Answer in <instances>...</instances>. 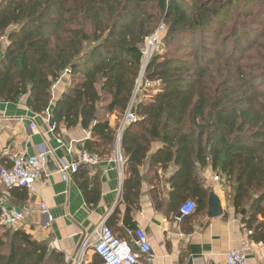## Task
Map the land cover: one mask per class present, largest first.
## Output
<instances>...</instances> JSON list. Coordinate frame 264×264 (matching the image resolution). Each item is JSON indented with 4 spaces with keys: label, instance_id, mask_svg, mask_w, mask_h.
Returning a JSON list of instances; mask_svg holds the SVG:
<instances>
[{
    "label": "trees",
    "instance_id": "1",
    "mask_svg": "<svg viewBox=\"0 0 264 264\" xmlns=\"http://www.w3.org/2000/svg\"><path fill=\"white\" fill-rule=\"evenodd\" d=\"M162 23L164 53L146 73L162 90L136 105L138 119L121 138L124 200L136 205L149 155L151 169L176 166L169 209L190 196L195 211H207L199 173L211 166L231 187L236 213L245 211L251 237L264 241V54L251 56L264 46V0H0V100L50 110L55 132L89 130L85 149L109 156L145 39ZM64 72L70 86L55 98ZM101 263L94 252L90 264ZM0 264L70 263L24 229L0 225Z\"/></svg>",
    "mask_w": 264,
    "mask_h": 264
},
{
    "label": "crops",
    "instance_id": "2",
    "mask_svg": "<svg viewBox=\"0 0 264 264\" xmlns=\"http://www.w3.org/2000/svg\"><path fill=\"white\" fill-rule=\"evenodd\" d=\"M64 79L65 84L60 87ZM69 80L68 72H64L56 83L58 89L54 86L55 98L67 89ZM115 121V115L110 117L112 126ZM32 124L37 128L32 129ZM52 124L50 110L35 114L27 107L25 98L19 103L0 100V159L4 158L5 163L14 153L33 155L41 147L49 151L46 173L36 182L34 191L26 189L27 195H23L22 190L13 188L12 204L16 208H29L25 220L16 228L24 229L37 241L46 242L49 249L62 252L70 264H75L82 243L104 220L124 240L130 241L129 232L137 227L148 234L152 252L150 256L141 254L138 264H225L227 252L242 247L244 242L250 243L246 252L248 264H264V241L251 237V231L242 222L244 210L236 213L231 199L226 197L228 184L218 174L207 171V167L199 173L209 193L215 192L220 198L222 214L211 218L207 209L180 219V206L193 198L181 197L169 209L172 204L169 194L173 190L171 177L176 166L170 162L151 169L148 155L140 167L143 178L139 198L133 205L124 200L126 172L116 161L117 141L111 154L98 164H80L77 171L63 174L59 170L60 161H75L79 153L86 150L85 141L91 134L80 126H61L60 131L55 132ZM118 146L123 154L121 141ZM158 148L159 143H154L150 156ZM214 175L220 179L214 180ZM42 201L49 208L50 223L40 212ZM93 254V248L88 247L81 264H90Z\"/></svg>",
    "mask_w": 264,
    "mask_h": 264
},
{
    "label": "built area",
    "instance_id": "3",
    "mask_svg": "<svg viewBox=\"0 0 264 264\" xmlns=\"http://www.w3.org/2000/svg\"><path fill=\"white\" fill-rule=\"evenodd\" d=\"M165 24L159 25L157 30L147 37L144 42V48L142 51V65L143 60L151 61L152 58L160 53L164 52L162 45L161 32L166 31ZM145 63V62H144ZM143 68V66H142ZM141 68L140 77L137 79L136 90L140 89L139 86L150 88L152 86H160L157 91L162 90V81L146 80L143 84L144 70ZM133 100L121 120L120 130L117 133L116 141L119 144L121 136L126 125L135 122L138 117L132 109ZM32 129H36V124L31 125ZM52 130L55 129V125L52 124ZM117 144V148L114 153L116 154V161L121 166L122 170L125 167L126 159L124 158L121 150ZM49 151L45 147H41L39 152L33 155L26 153H14L12 154L3 165L0 166V225L3 228H10L17 226L25 220L29 208L24 206L23 208H16L12 204V192L13 188H25L28 191H34L36 182L41 180L46 173L48 163ZM101 161L100 157L96 153L83 150L79 153L77 159L71 163L60 161L59 170L63 174L69 171H77L80 164L96 165ZM219 176L214 175V180H218ZM39 209L42 214L47 216L48 222L52 221V217L49 213V208L46 202L39 204ZM196 209V204L193 200H186L182 203L179 209V218L184 219L191 216ZM131 240H124L119 238L115 232L105 223L100 222L92 234L87 237L82 243V247L79 250L78 256L74 259L75 264H81V258L88 247H92L94 252L99 255L102 260V264H138L141 254L149 255L152 252L151 245L149 243L148 234L142 227H137L135 230L129 232ZM135 248L137 250H135ZM250 249V243L244 242L240 248H232L227 252L225 264H248L247 250ZM150 260V257L148 258Z\"/></svg>",
    "mask_w": 264,
    "mask_h": 264
},
{
    "label": "rangeland",
    "instance_id": "4",
    "mask_svg": "<svg viewBox=\"0 0 264 264\" xmlns=\"http://www.w3.org/2000/svg\"><path fill=\"white\" fill-rule=\"evenodd\" d=\"M166 26V25H165ZM166 28V31H162L161 32V36H162V38H164L165 37V35H166V32H167V26L165 27ZM163 40V39H162ZM264 40V39H263ZM263 45H264V41H263ZM164 53V52H163ZM163 53H160V54H158V55H161V54H163ZM264 54V46L263 47H261L259 50H254L253 51V54L251 55V56H254V57H256V58H258V57H260L261 55H263ZM264 56V55H263ZM146 60L147 61H144L143 60V70H144V75H143V77H142V79H143V82H142V84L147 80L146 79V73H147V68H148V65H149V63H150V61H148V58H146ZM145 62V63H144ZM140 77V75L138 76V78ZM67 78V77H66ZM137 78V79H138ZM137 81V80H136ZM62 83V85H60V87H63V85L65 84V79H64V81L63 82H61ZM60 83V84H61ZM69 84L66 86V88H68L69 86H70V80H69V82H68ZM137 83V82H136ZM57 85V84H56ZM56 85H55V87H56ZM140 87V89H138V90H134V94H133V97H132V100H133V105H132V109H133V111L135 112V108H136V105L139 103V102H141V101H143V102H146V103H148V102H150V101H152V96L153 95H155V94H157L158 92H160V91H157V88L159 89V88H161L160 86H152V87H150V88H145V87H141V86H139ZM56 89H58V86L56 87ZM55 89V90H56ZM135 89H136V86H135ZM131 103V102H130ZM130 105V104H129ZM114 115H112V116H110V117H113ZM137 116V115H136ZM138 117V116H137ZM124 118V117H123ZM122 118V119H123ZM115 120H116V116H115ZM131 124V123H130ZM120 130V129H119ZM118 130V131H119ZM118 131H117V133H118ZM124 131V130H123ZM123 134V133H122ZM117 136V135H116ZM121 138H122V136H121ZM206 171V170H205ZM207 171H213L212 169H211V166H208L207 167ZM214 172V171H213ZM215 173V172H214ZM213 175V174H212ZM220 179V178H219ZM228 189H227V192H226V197H227V200L229 199H231V195H232V190H231V187L228 185ZM19 225V224H18ZM17 225V226H18ZM11 228H16V225L15 226H12V227H10V229ZM2 230V229H1Z\"/></svg>",
    "mask_w": 264,
    "mask_h": 264
},
{
    "label": "water",
    "instance_id": "5",
    "mask_svg": "<svg viewBox=\"0 0 264 264\" xmlns=\"http://www.w3.org/2000/svg\"><path fill=\"white\" fill-rule=\"evenodd\" d=\"M220 198L215 192H210L208 197V214L211 218L218 217L222 214ZM245 212L243 211L242 214Z\"/></svg>",
    "mask_w": 264,
    "mask_h": 264
}]
</instances>
